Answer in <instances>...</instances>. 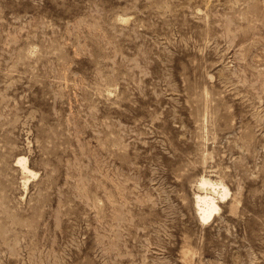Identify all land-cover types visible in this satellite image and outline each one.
Masks as SVG:
<instances>
[{"label": "rangeland", "instance_id": "rangeland-1", "mask_svg": "<svg viewBox=\"0 0 264 264\" xmlns=\"http://www.w3.org/2000/svg\"><path fill=\"white\" fill-rule=\"evenodd\" d=\"M0 264H264V0H0Z\"/></svg>", "mask_w": 264, "mask_h": 264}, {"label": "bare ground", "instance_id": "bare-ground-1", "mask_svg": "<svg viewBox=\"0 0 264 264\" xmlns=\"http://www.w3.org/2000/svg\"><path fill=\"white\" fill-rule=\"evenodd\" d=\"M16 166L25 175V186L29 182L28 176H35L37 173L30 167L28 158L20 155L17 157ZM199 186L203 189V194L198 195V210L202 222L210 221L220 211L215 194L221 199H225L229 194V189L220 181H214L211 178L203 176L200 179Z\"/></svg>", "mask_w": 264, "mask_h": 264}]
</instances>
